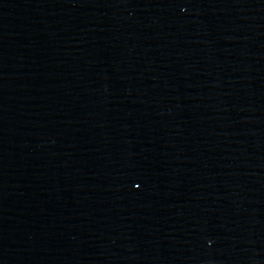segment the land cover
Listing matches in <instances>:
<instances>
[{
    "label": "water",
    "instance_id": "obj_1",
    "mask_svg": "<svg viewBox=\"0 0 264 264\" xmlns=\"http://www.w3.org/2000/svg\"><path fill=\"white\" fill-rule=\"evenodd\" d=\"M0 264H264V0H0Z\"/></svg>",
    "mask_w": 264,
    "mask_h": 264
},
{
    "label": "snow or ice",
    "instance_id": "obj_2",
    "mask_svg": "<svg viewBox=\"0 0 264 264\" xmlns=\"http://www.w3.org/2000/svg\"><path fill=\"white\" fill-rule=\"evenodd\" d=\"M137 187H139V185H137Z\"/></svg>",
    "mask_w": 264,
    "mask_h": 264
}]
</instances>
